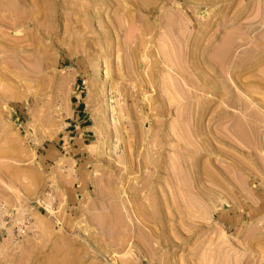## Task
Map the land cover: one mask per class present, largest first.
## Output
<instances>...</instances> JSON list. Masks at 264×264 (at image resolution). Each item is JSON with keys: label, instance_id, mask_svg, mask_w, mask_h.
Masks as SVG:
<instances>
[{"label": "rangeland", "instance_id": "obj_1", "mask_svg": "<svg viewBox=\"0 0 264 264\" xmlns=\"http://www.w3.org/2000/svg\"><path fill=\"white\" fill-rule=\"evenodd\" d=\"M91 1L34 0L46 12L16 33L5 16L16 0H0V264H264L255 120L232 135L245 114L232 108L222 118L215 93L200 118H189L196 105L187 95L169 111L149 109L168 81L166 58L188 76L225 39L228 87L252 85L264 72V60L252 63L264 0H143V12L140 0ZM123 12L116 40L108 22ZM243 89L254 111L261 95Z\"/></svg>", "mask_w": 264, "mask_h": 264}, {"label": "bare ground", "instance_id": "obj_2", "mask_svg": "<svg viewBox=\"0 0 264 264\" xmlns=\"http://www.w3.org/2000/svg\"><path fill=\"white\" fill-rule=\"evenodd\" d=\"M34 0H16V2H13L12 4H10V5H7V10H8V15H5L8 19H9V21L8 22H10L11 24L10 25H12V27H14L13 28V30H14V32H16V33H20V29L18 28V24H23V26H26V27H30L31 26V28L32 27H36L37 26V24H38V22H39V15H43L42 13H44V11L46 12V10H44V8H41L40 7V5L38 6V4L36 5V7H35V4H34V2H33ZM38 1V0H37ZM96 1V0H95ZM146 1V0H145ZM145 1H141L140 0V3H139V1L137 0V3L136 4H138V8H140V11H142L143 12V10L144 9H146L149 5L148 4H146V2ZM41 2H43V1H41ZM46 2H47V0H46ZM78 2V1H77ZM80 2V1H79ZM82 2V1H81ZM92 1L90 0V3H91ZM48 3V2H47ZM46 3V4H47ZM50 3V2H49ZM94 1L92 2V4L94 5ZM112 3V2H111ZM114 3H116L115 2V0H114ZM154 3H155V1H154ZM21 4L23 5V4H27V5H29V6H32L34 9H32V10H26L23 6H21ZM83 4H84V2H83ZM83 4H82V6H83ZM96 4V3H95ZM124 4H125V2H124ZM21 7H20V6ZM34 5V6H33ZM48 5V4H47ZM80 5V4H79ZM88 5V4H87ZM87 5H85V6H87ZM151 5V4H150ZM194 5V4H193ZM43 6V5H42ZM46 6V5H45ZM44 6V7H45ZM49 6V5H48ZM81 6V5H80ZM90 6H91V4H90ZM109 6H111L110 4H109ZM116 6H118L117 5V3H116ZM120 6V5H119ZM137 6V5H136ZM196 6V5H195ZM50 7H52L51 6V4H50ZM84 7V6H83ZM82 7V8H83ZM85 8V7H84ZM122 8H124V10L125 9H127L125 6H123ZM137 8V9H138ZM49 9H52L53 10V8H49ZM87 9V8H86ZM88 9H89V6H88ZM148 9V8H147ZM3 10H4V8H3ZM85 10V9H84ZM9 11H10V13H9ZM48 11H50V10H48ZM83 11V10H82ZM81 11V12H82ZM130 10H128L127 9V11H124V12H126L127 14H128V12H129ZM80 12V13H81ZM123 12V14H121L120 15V17L119 18H115V20H113V19H111L109 22H108V30H110L111 31V33H114L115 34V39L116 40H119V39H117V37H119L118 36V34H119V31L121 32V30L123 31V30H125V28H126V26H125V19H126V17H127V15L125 14ZM141 12V13H142ZM50 13H52L51 11L48 13V14H50ZM77 13V12H76ZM4 15V13H2V5H0V18H1V16H3ZM11 15V16H10ZM65 15V16H64ZM63 16V18L65 19V17H66V14H64ZM80 15V14H79ZM125 15H126V17H125ZM142 15V14H141ZM49 16V15H48ZM62 16V15H61ZM144 16V15H143ZM42 17V16H41ZM43 17H45V15L43 16ZM42 17V18H43ZM52 17V16H51ZM51 17H50V19H51ZM68 17V16H67ZM130 17V16H129ZM42 18H40V19H42ZM47 18V17H46ZM77 18V17H76ZM144 18V17H143ZM44 19V18H43ZM63 19V20H64ZM67 19V18H66ZM171 19H173V17L172 18H170V20ZM45 20V19H44ZM47 20H49V18L47 19ZM58 20V19H57ZM79 20V19H78ZM4 21V20H3ZM62 21V20H61ZM74 21L76 22V20L74 19ZM126 21H128V20H126ZM6 21H4V23H5ZM3 23V22H2ZM1 23V24H2ZM79 23V22H78ZM0 24V25H1ZM5 25V24H4ZM8 25V24H7ZM40 25V24H39ZM127 25V24H126ZM128 25H129V22H128ZM6 26V25H5ZM21 26V25H20ZM19 26V27H20ZM162 26H164V24L162 25ZM1 27H2V25H1ZM8 27V26H7ZM11 27V28H12ZM100 27V30L102 29L101 28V23H100V21H98V28ZM128 27V26H127ZM37 28H39V27H37ZM34 29H36V28H34ZM128 29V28H127ZM39 30V29H38ZM104 31H105V29H103ZM2 31H3V29H2ZM48 31H49V29H48ZM51 31V30H50ZM30 32V31H29ZM5 33V32H4ZM26 33V32H25ZM48 34H50L49 32H48ZM5 35V34H4ZM31 35V34H30ZM29 35V36H30ZM120 35V34H119ZM6 36V35H5ZM49 36V35H48ZM6 37H8V34H7V36ZM9 38V37H8ZM22 38V37H21ZM132 37H130V39H131ZM13 39H15V38H13ZM17 40H19V38H17ZM22 40H24V39H22ZM226 40V41H225ZM224 41H225V43L220 47V48H218L217 50H215L214 51V56H213V58H212V62H210L209 60H203V61H201V63H202V66H204L203 68V70H205V72L202 70V69H200V67H198L197 65L195 66L194 64V68H193V70L190 72V70H189V73H188V76L187 75H184V71L182 72V70L183 69H181L180 70V68H179V65L177 64V62L175 61V59H174V57H169V59L168 58H166L165 59V61H164V63L166 64V66H167V71H168V81L167 82H163V83H161V89H160V91L158 90V92L156 91V95H155V97L154 96H152L151 97V99L149 100V98L147 99V100H149L150 102V104H149V109H151L152 111H153V114H159L161 111H159V108H160V106L161 107H163L164 105L167 107V108H165L164 107V109L166 110V109H168V111H169V109H170V106H172L173 105V103H174V107H179V103H182V101L185 99L184 97L187 95L188 97H190L191 98V100H190V103L191 104H193V105H196V107H195V113L193 112V114L191 115V116H189V118H193L194 119V117L196 116V118H197V116L200 118L201 116H202V111H203V108L205 107V105H207L209 102H212V103H214L213 101L216 99H212L210 96H213L212 95V93H215V94H217V96H218V99L220 100V102L221 103H224V113H222L221 115V117L223 118H225V117H227L228 116V114H230L231 113V109L232 108H239V111L241 112V113H244L245 114V120L242 122V121H239V122H237L236 123V127L233 129L232 128V132L233 133H231L232 135L233 134H239V133H245V127H246V124L248 125V127L250 126L249 125V123H251V122H249L250 120H255L254 121V124L256 125V128H257V130H259L258 132H259V134H258V136L260 135L261 136V138L262 139H264V72L262 73V75L261 76H259V77H256V79L252 82V85H246V84H244V83H241L240 84V86H242V90H244V92H245V89H243V88H251V86L254 88V90L255 91H257L258 92V94H260L261 95V98H258V103H259V105L257 104V106H258V108H256L255 107V110L254 111H252L251 109H252V106H253V101L256 99H254L253 100V98H251V102L249 103V102H247V103H245L244 102V100H242L241 99V95L243 94L242 92V90H240V88H239V86H238V84H236V88H237V90H236V88H235V90H230V87H228V85H227V82H226V80H225V78L226 77H224L226 74H230V75H232L231 74V72L229 71L230 70V67H223V61H224V59L226 58V56H227V54H228V51H229V49H230V46H231V42H230V40L229 39H225ZM233 40V39H232ZM168 48H170V47H168ZM164 49V51L165 50H167V49H165V48H163ZM172 53V52H171ZM165 55V57L167 56L166 54H164ZM170 55V54H169ZM164 57V56H163ZM210 59V58H209ZM227 59H228V56H227ZM178 60V59H177ZM262 61V60H264V41L262 42V45H261V48H260V50H259V54H258V58L257 59H254L253 61H252V63L254 62L255 63V61ZM179 61V60H178ZM226 61V60H225ZM227 62V61H226ZM180 63H181V61H180ZM215 63H218V64H220L219 65V68H218V66H217V68H218V70H217V68H216V65H215ZM231 63V62H230ZM253 63V64H254ZM182 64V63H181ZM229 64V63H228ZM249 65L247 64V63H241V64H239V65H237V69L238 70H242V69H245L246 67H248ZM206 67V68H205ZM183 68V67H182ZM235 68V69H236ZM188 69H189V67H188ZM197 69V70H196ZM188 71V70H187ZM239 72V71H238ZM185 73H187L186 71H185ZM218 77V78H217ZM230 77V76H229ZM232 78V77H231ZM219 80V81H218ZM236 83V82H235ZM179 84H180V86L181 85H183L184 84V86H186L185 88H184V86H183V88L185 89V90H183V89H181V90H183L181 93H180V91H179V87L177 88V85L179 86ZM216 84H218V85H216ZM150 85V84H149ZM233 87V86H232ZM180 88H182V87H180ZM199 91H201V92H203V94H198V92ZM211 92V93H210ZM233 92H234V95H235V92H236V94H237V96H235L234 97V100H233V98H231L232 96V94H233ZM117 93V92H116ZM246 93H248V92H246ZM187 96H186V99H187ZM244 96V95H243ZM144 98H145V96H144ZM153 98H155V100L157 99V98H160L161 99V101H160V103L157 105H154L155 104V102L153 101ZM184 98V99H183ZM126 99V98H125ZM186 99H185V101H186ZM158 100V99H157ZM182 100V101H181ZM248 100H250V99H248ZM144 101V100H143ZM159 101V100H158ZM184 101V103H186ZM256 101V100H255ZM189 102V101H188ZM232 102V103H231ZM158 103V102H157ZM183 104V103H182ZM188 104V103H187ZM191 104H190V106H191ZM184 105V104H183ZM186 105V104H185ZM256 105V104H255ZM148 106V105H147ZM173 107V106H172ZM171 107V108H172ZM173 107V108H174ZM147 109V108H146ZM163 109V110H164ZM150 110V111H151ZM234 110V109H233ZM261 110H263V112L261 111ZM251 111V112H250ZM155 112V113H154ZM167 114H168V112L167 111H165ZM164 112V113H165ZM171 112V111H170ZM208 112V111H207ZM233 112V111H232ZM257 112V113H256ZM148 114L149 113H144L143 115H144V118L146 119L147 117H148ZM186 115V114H185ZM184 115V116H185ZM157 116V115H156ZM180 115L178 114V117H179ZM186 116H188V115H186ZM186 116L184 117V120H186L187 121V118H186ZM151 117V116H150ZM153 117V116H152ZM177 117V118H178ZM203 117V116H202ZM218 117V116H217ZM221 117H220V119H221ZM156 118V117H155ZM157 118H158V116H157ZM181 118H182V116H181ZM186 118V119H185ZM188 118V120H190ZM237 118V117H236ZM144 119V120H145ZM149 119V118H148ZM204 119V118H203ZM156 120V119H155ZM184 120H182V121H184ZM146 121V120H145ZM179 121V120H178ZM201 121H202V119H201ZM188 122V121H187ZM130 123V122H129ZM178 123H180V122H178ZM194 123V122H193ZM202 123V122H201ZM128 124V123H127ZM180 124H182V123H180ZM183 124H184V122H183ZM132 125V124H131ZM178 125V124H177ZM147 126V125H146ZM252 127V126H251ZM253 128V127H252ZM255 128V129H256ZM148 129H150V124H149V128ZM151 129H152V127H151ZM156 130V129H155ZM256 132V131H255ZM245 135V134H244ZM157 136V135H156ZM238 136V135H237ZM236 136V137H237ZM250 136V135H249ZM239 137H241V135H239ZM239 137H237V138H239ZM248 138V137H247ZM257 138V137H256ZM243 139V138H242ZM243 141V140H242ZM264 142V141H263ZM253 145V144H252ZM251 145V146H252ZM187 150V149H186ZM188 153H189V151H188ZM191 154V153H190ZM143 188V187H142ZM147 189V188H146ZM141 190V189H140ZM139 190V191H140ZM143 191V190H142ZM141 192V191H140ZM148 220V219H147ZM124 241V240H123ZM123 241H122V244L123 245H125L124 243H123ZM128 243V242H127ZM121 245V244H120ZM130 245H131V243H130ZM128 247H129V245H128ZM130 248V247H129ZM130 253H132V252H130ZM134 254V253H133ZM115 262V261H114Z\"/></svg>", "mask_w": 264, "mask_h": 264}, {"label": "crops", "instance_id": "obj_3", "mask_svg": "<svg viewBox=\"0 0 264 264\" xmlns=\"http://www.w3.org/2000/svg\"><path fill=\"white\" fill-rule=\"evenodd\" d=\"M73 138H74L73 141L69 143V145L67 147V150H66V151H68L69 155H71V156H74V155H76L79 152V149H78V146H79L78 139L75 138V136ZM60 151H62V150L60 149ZM66 151H64V152H66Z\"/></svg>", "mask_w": 264, "mask_h": 264}, {"label": "built area", "instance_id": "obj_4", "mask_svg": "<svg viewBox=\"0 0 264 264\" xmlns=\"http://www.w3.org/2000/svg\"><path fill=\"white\" fill-rule=\"evenodd\" d=\"M69 138H70V140H71L73 137L70 136ZM63 142H64V141H63ZM62 144H63V143H62ZM61 150H62V151H65L66 149L64 150V147L61 146ZM24 227H25V225H24L23 223H21L20 226L17 227V229H18V231H21V230L24 229Z\"/></svg>", "mask_w": 264, "mask_h": 264}]
</instances>
